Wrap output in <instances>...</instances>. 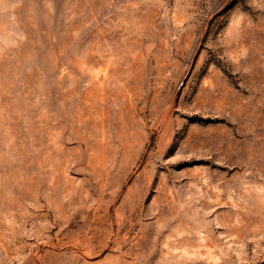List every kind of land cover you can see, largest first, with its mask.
I'll return each instance as SVG.
<instances>
[{
  "label": "rangeland",
  "instance_id": "374dc122",
  "mask_svg": "<svg viewBox=\"0 0 264 264\" xmlns=\"http://www.w3.org/2000/svg\"><path fill=\"white\" fill-rule=\"evenodd\" d=\"M0 264H264V0H0Z\"/></svg>",
  "mask_w": 264,
  "mask_h": 264
}]
</instances>
